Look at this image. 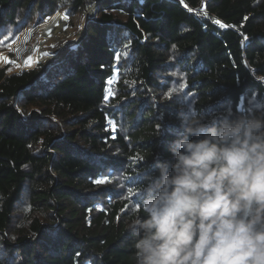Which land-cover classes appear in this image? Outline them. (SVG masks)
Returning <instances> with one entry per match:
<instances>
[{
	"label": "trees",
	"instance_id": "16d2710c",
	"mask_svg": "<svg viewBox=\"0 0 264 264\" xmlns=\"http://www.w3.org/2000/svg\"><path fill=\"white\" fill-rule=\"evenodd\" d=\"M84 1L0 0V37ZM97 1L55 60L0 69V264H132L133 190L182 97L264 110V0Z\"/></svg>",
	"mask_w": 264,
	"mask_h": 264
},
{
	"label": "clouds",
	"instance_id": "9594fccd",
	"mask_svg": "<svg viewBox=\"0 0 264 264\" xmlns=\"http://www.w3.org/2000/svg\"><path fill=\"white\" fill-rule=\"evenodd\" d=\"M182 103V131L133 190L132 264H264V110Z\"/></svg>",
	"mask_w": 264,
	"mask_h": 264
},
{
	"label": "rangeland",
	"instance_id": "374dc122",
	"mask_svg": "<svg viewBox=\"0 0 264 264\" xmlns=\"http://www.w3.org/2000/svg\"><path fill=\"white\" fill-rule=\"evenodd\" d=\"M86 11L87 4L85 1L84 10L74 16H70L66 10L62 9L49 17L34 19L16 35H10L7 30L2 31L0 41L3 43H0V48H4L0 49V69L5 68L7 74L11 75L34 69L39 64L55 60L65 47L71 46L81 35L86 19L96 17L98 7L95 9L93 7L89 16H85ZM109 12V9H103L101 14L109 15ZM56 15L67 17L63 26L60 20H53ZM53 24L59 25V28H64L55 29L56 32H51L50 28ZM35 55L41 58V61L33 63V56ZM95 207L100 208V205Z\"/></svg>",
	"mask_w": 264,
	"mask_h": 264
},
{
	"label": "bare ground",
	"instance_id": "6f19581e",
	"mask_svg": "<svg viewBox=\"0 0 264 264\" xmlns=\"http://www.w3.org/2000/svg\"><path fill=\"white\" fill-rule=\"evenodd\" d=\"M89 10V11H88ZM92 11H93V5L92 4H88V6H87V11H86V13H85V16H89V15H91V13H92ZM91 12V13H90ZM53 20H60L61 21V23H62V26L64 25V23H65V18L64 17H62V16H60V15H56L55 17H54V19ZM53 27V28H52ZM62 28H64V27H62ZM62 28H59V25H57V24H53L52 26H51V32H56V30L55 29H62ZM35 54V53H34ZM38 61H41V58H39V57H37L36 55L35 56H33V63H36V62H38Z\"/></svg>",
	"mask_w": 264,
	"mask_h": 264
},
{
	"label": "snow or ice",
	"instance_id": "6c2138e0",
	"mask_svg": "<svg viewBox=\"0 0 264 264\" xmlns=\"http://www.w3.org/2000/svg\"><path fill=\"white\" fill-rule=\"evenodd\" d=\"M64 18L66 19L67 17H64ZM245 19H247V18H245ZM216 23H219V21H216ZM0 43H3V41H0ZM173 47L175 48V45H173ZM5 62H7V61L5 60ZM9 71H11V69H9ZM109 83H112V81H109ZM172 91H176V89H173ZM170 94L171 93H169V95ZM94 182L97 183V184L105 183L106 182V178L105 179H101V180H96Z\"/></svg>",
	"mask_w": 264,
	"mask_h": 264
},
{
	"label": "built area",
	"instance_id": "2783aa9c",
	"mask_svg": "<svg viewBox=\"0 0 264 264\" xmlns=\"http://www.w3.org/2000/svg\"><path fill=\"white\" fill-rule=\"evenodd\" d=\"M86 1V4H87V6H88V4H92L93 5V7H94V9L96 8V7H98V2L99 1H97V0H85ZM84 1V2H85ZM141 1V0H140Z\"/></svg>",
	"mask_w": 264,
	"mask_h": 264
},
{
	"label": "water",
	"instance_id": "95a60500",
	"mask_svg": "<svg viewBox=\"0 0 264 264\" xmlns=\"http://www.w3.org/2000/svg\"><path fill=\"white\" fill-rule=\"evenodd\" d=\"M16 74H20V73H16Z\"/></svg>",
	"mask_w": 264,
	"mask_h": 264
}]
</instances>
